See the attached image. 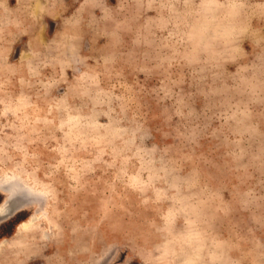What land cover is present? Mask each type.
I'll return each mask as SVG.
<instances>
[{
  "label": "rangeland",
  "instance_id": "obj_1",
  "mask_svg": "<svg viewBox=\"0 0 264 264\" xmlns=\"http://www.w3.org/2000/svg\"><path fill=\"white\" fill-rule=\"evenodd\" d=\"M4 204L0 264H264V0H0Z\"/></svg>",
  "mask_w": 264,
  "mask_h": 264
},
{
  "label": "bare ground",
  "instance_id": "obj_2",
  "mask_svg": "<svg viewBox=\"0 0 264 264\" xmlns=\"http://www.w3.org/2000/svg\"><path fill=\"white\" fill-rule=\"evenodd\" d=\"M4 207H5V204H4ZM15 207H5V208H0L1 211H0V215L1 216H6V215H9L11 214L12 210L14 209ZM13 213V212H12Z\"/></svg>",
  "mask_w": 264,
  "mask_h": 264
}]
</instances>
